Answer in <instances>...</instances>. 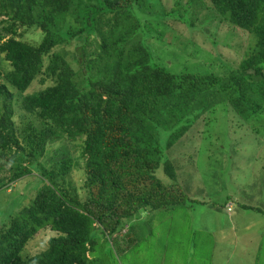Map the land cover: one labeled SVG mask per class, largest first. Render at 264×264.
Segmentation results:
<instances>
[{"label": "trees", "instance_id": "obj_1", "mask_svg": "<svg viewBox=\"0 0 264 264\" xmlns=\"http://www.w3.org/2000/svg\"><path fill=\"white\" fill-rule=\"evenodd\" d=\"M208 1L258 48L222 77L156 65L135 15L144 0H0V64L11 68L0 69V193L32 178L0 214V264H118L133 251L136 229L152 236L154 222L177 208L206 205L184 195L166 153L219 106L257 123L264 101V0ZM32 29L35 44L23 40ZM40 76L50 84L26 94ZM15 94L37 125L15 129ZM261 133L249 131L259 143ZM53 140L79 146L83 199L58 182L69 174V154L47 169L44 161L54 157L45 145ZM241 209L264 217L259 208ZM43 230L57 237L24 260Z\"/></svg>", "mask_w": 264, "mask_h": 264}, {"label": "rangeland", "instance_id": "obj_2", "mask_svg": "<svg viewBox=\"0 0 264 264\" xmlns=\"http://www.w3.org/2000/svg\"><path fill=\"white\" fill-rule=\"evenodd\" d=\"M144 3L135 15L146 32V45L154 63L170 73L222 77L247 63L258 51L255 37L223 21L208 0ZM177 3L186 14L175 7ZM5 25L0 19V29ZM23 40L35 44L40 36L32 29L25 31ZM0 69L3 73L11 70L3 60ZM42 79L37 78L26 94L50 84ZM22 97L15 94L12 102L17 131L27 122L35 123L21 111ZM262 105L261 124L239 119L229 107L221 105L166 153L184 195L206 205L188 203L183 209L177 208L165 222H154L152 236L146 237V230L136 229L133 251L122 256L118 264H264V217L241 209L248 205L264 212V101ZM259 129L262 143L249 135V131L254 134ZM78 147L49 141L45 153L54 159L53 163L44 162L48 169L69 154L74 159L69 174L58 182L63 181L65 189L83 199L85 163L77 156ZM254 157L259 160L252 163ZM30 181L31 177H25L0 193V214L10 200L24 193ZM32 197L33 193L27 194V198ZM230 198L233 203L227 202ZM53 237L57 234L41 231L21 257L27 260L43 253Z\"/></svg>", "mask_w": 264, "mask_h": 264}]
</instances>
